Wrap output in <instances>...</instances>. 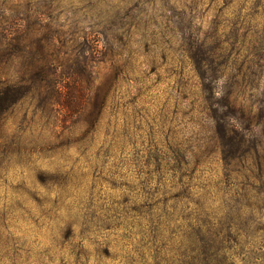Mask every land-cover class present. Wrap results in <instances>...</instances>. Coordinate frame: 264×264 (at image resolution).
I'll list each match as a JSON object with an SVG mask.
<instances>
[{
    "label": "rangeland",
    "instance_id": "374dc122",
    "mask_svg": "<svg viewBox=\"0 0 264 264\" xmlns=\"http://www.w3.org/2000/svg\"><path fill=\"white\" fill-rule=\"evenodd\" d=\"M144 1L184 124L173 122L177 172L127 192L112 187L131 181L107 140L154 105L139 60L114 102L95 104L114 73L90 44L130 5L0 0V264H128L141 242L188 247L201 264H264V0Z\"/></svg>",
    "mask_w": 264,
    "mask_h": 264
},
{
    "label": "trees",
    "instance_id": "16d2710c",
    "mask_svg": "<svg viewBox=\"0 0 264 264\" xmlns=\"http://www.w3.org/2000/svg\"><path fill=\"white\" fill-rule=\"evenodd\" d=\"M124 1L130 5L126 17H120L119 20L109 23H98L97 29L93 31L90 47L96 62L106 63L112 74L114 73L109 83L113 86V90L108 88L103 95L95 94V104L100 96L102 107L107 100L114 102L115 91L118 86L121 87L118 82H122L125 75L128 79L127 76L133 72L128 64L139 60L141 82L147 87L146 97H149L147 102L154 105L153 112H145V120L142 124L129 126L127 122H121L120 129L116 130L114 126L107 140L106 152H110V156L116 158L117 155L125 154L123 172L116 171L120 177L125 176L131 181L120 182L119 185L113 181L112 187L122 186L127 192H138V183L146 187L158 185L166 180L168 172L171 170L177 172L171 163L172 159L177 161V149L173 142V122L176 119L184 124V120L178 108L172 103L165 85L162 62L145 1ZM83 70L84 72L86 70L84 66ZM82 82L80 80L77 88L78 98L75 103V112L80 122L85 121L87 99ZM131 102L128 96L123 110L116 111L115 115L119 114L123 119L127 118L126 112ZM132 148L136 150L132 151ZM201 153L203 155H200V160L207 164V155L203 151ZM108 256L117 259L118 255L114 253ZM122 258L128 264H201L200 256L194 255L188 247L167 248L144 242L129 246Z\"/></svg>",
    "mask_w": 264,
    "mask_h": 264
}]
</instances>
